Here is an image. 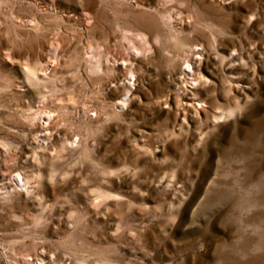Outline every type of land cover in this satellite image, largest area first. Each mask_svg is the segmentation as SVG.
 I'll return each instance as SVG.
<instances>
[{
  "label": "rangeland",
  "instance_id": "1",
  "mask_svg": "<svg viewBox=\"0 0 264 264\" xmlns=\"http://www.w3.org/2000/svg\"><path fill=\"white\" fill-rule=\"evenodd\" d=\"M140 1L0 0V264H264V0Z\"/></svg>",
  "mask_w": 264,
  "mask_h": 264
},
{
  "label": "bare ground",
  "instance_id": "2",
  "mask_svg": "<svg viewBox=\"0 0 264 264\" xmlns=\"http://www.w3.org/2000/svg\"><path fill=\"white\" fill-rule=\"evenodd\" d=\"M95 1L96 0H94V2ZM128 2H131L135 6H141V5L144 4V2H142L140 0H128ZM47 3H49V5L52 6L51 8H53L55 10V6H54L55 3L53 1H48ZM50 6H47V7H50ZM95 7H96V12L93 11L92 14L85 13L83 15L82 21H83L84 26H86V27H95V25L97 23L96 20H97V17H98V13H99V4H95ZM17 20L29 25V21L28 20H23L22 18H20V19L18 18ZM30 25H32L36 29L39 28L38 24L35 23V22L31 23ZM2 30H3V28H2V26H0V31H2ZM127 36L130 38V41H131V39L133 38V33L130 32V34L128 33ZM139 36L141 38L143 37L142 35H139ZM193 48H194L195 51L198 50L197 46H193ZM136 49L139 50L140 48L136 47ZM7 56H8V54H7ZM196 62H197V56H192V57L186 59V65L182 68V72H183L182 76H183L184 79L187 78V76H189V75L190 76L193 75L194 77H196L199 80V78L197 77V72L195 70L196 69ZM131 63L133 64L131 58H126V57H118L114 61V64L118 67V71L119 72L129 75V76H125L124 75L125 77L122 79L123 80V86H125V88L127 89L126 93L124 95H126V96L129 95L128 97H131V95L133 94V88H134L133 85L135 84L134 81L138 77L137 69L132 67V66H130ZM52 64L53 63H51V65ZM97 68H98L97 71H99L100 73L106 72V70H104V68H103V66H101V64L98 65ZM26 74L27 75H33L31 72L26 73ZM130 78H132V80H133V81H131L132 83H129ZM125 99H127V98H120L118 100V102L121 103V102L125 101ZM42 118L44 120H46V122L44 123L46 126L49 125V124H53L54 123L53 114H50V113L43 114ZM19 180H21V178Z\"/></svg>",
  "mask_w": 264,
  "mask_h": 264
}]
</instances>
